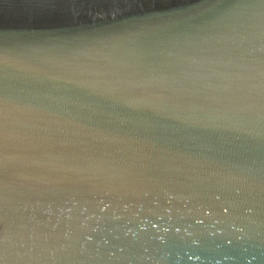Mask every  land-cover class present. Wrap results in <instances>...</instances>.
I'll return each instance as SVG.
<instances>
[{
	"label": "water",
	"instance_id": "95a60500",
	"mask_svg": "<svg viewBox=\"0 0 264 264\" xmlns=\"http://www.w3.org/2000/svg\"><path fill=\"white\" fill-rule=\"evenodd\" d=\"M260 0H0L9 264H264Z\"/></svg>",
	"mask_w": 264,
	"mask_h": 264
},
{
	"label": "snow or ice",
	"instance_id": "6c2138e0",
	"mask_svg": "<svg viewBox=\"0 0 264 264\" xmlns=\"http://www.w3.org/2000/svg\"><path fill=\"white\" fill-rule=\"evenodd\" d=\"M259 4L261 7H264V0H260ZM8 121L9 117L0 109V167L2 168L5 164L6 142L9 138ZM0 183H3V187H6L4 182L0 181ZM8 241V229L3 226L0 229V264H9L10 254L8 251Z\"/></svg>",
	"mask_w": 264,
	"mask_h": 264
}]
</instances>
